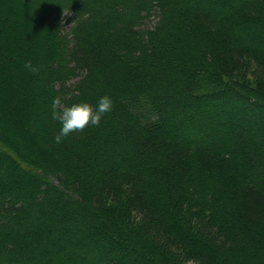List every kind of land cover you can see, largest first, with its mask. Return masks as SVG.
Returning <instances> with one entry per match:
<instances>
[{"label": "trees", "instance_id": "1", "mask_svg": "<svg viewBox=\"0 0 264 264\" xmlns=\"http://www.w3.org/2000/svg\"><path fill=\"white\" fill-rule=\"evenodd\" d=\"M9 1L28 132L0 131V264H264V0ZM105 95L55 143L54 98Z\"/></svg>", "mask_w": 264, "mask_h": 264}, {"label": "rangeland", "instance_id": "2", "mask_svg": "<svg viewBox=\"0 0 264 264\" xmlns=\"http://www.w3.org/2000/svg\"><path fill=\"white\" fill-rule=\"evenodd\" d=\"M3 1L5 3H7L3 7V9L6 12V16L4 19H6V20L11 19V18L14 19V17H15L14 15L17 14L16 12H19L20 17L23 19L24 14H25V13H23V10H19L18 6L16 4L11 3L9 0H3ZM68 17H69V14L67 12L63 13L61 16L62 29H63V32H65V33H67L69 31V28L71 26V23H70ZM15 19H16V17H15ZM24 19H25V17H24ZM26 19H27V17H26ZM156 19H157V16L154 13L146 19V21L144 22V25L147 27H149V26L151 27ZM24 24L25 23H23V22L19 23V21L17 23V25H19V26H24ZM17 33H18V35H20V29ZM30 53H31V55H34V54H36V51H32ZM19 63L20 62H18V61L15 62V64L13 65L14 67L10 68V70H8L6 72V75H5V82L6 83L4 85L0 86V99H1V101H0V114H1V117H3V118L4 117L6 119L9 118V120L8 119L6 120L7 122H5L4 119H0V123L5 124V127L4 128L1 127L2 129H0V131L3 134L8 135L9 137L22 139L24 137V134H26V132H28L24 126V123H22L23 121H25V117L22 116V113L20 114L19 111H18L19 113L17 112V114L15 115L16 118L12 119V117H10V116H13L12 114H14L15 111L19 110L21 106H25V103L27 100V92H25V90H24L26 88V85L24 83L25 78L22 75V71L17 66ZM75 81H76V79H72L67 84L69 86L70 85L72 86V84H74ZM14 148L16 149V151L20 155H24V153L21 150H19L17 147L14 146ZM0 164H3L4 167L8 168V164L6 161L1 160ZM0 179H1V181L3 180L2 178H0ZM22 182H18L17 184L8 185L9 189L6 190V193L7 192L11 193L15 190L22 189V186H21V184L23 185Z\"/></svg>", "mask_w": 264, "mask_h": 264}, {"label": "clouds", "instance_id": "3", "mask_svg": "<svg viewBox=\"0 0 264 264\" xmlns=\"http://www.w3.org/2000/svg\"><path fill=\"white\" fill-rule=\"evenodd\" d=\"M25 68L33 74L39 72V68L31 61L25 62ZM113 100L105 95L99 98L94 108L88 102L74 103L71 106H62L59 97L52 102V118L58 120L62 127L55 136V143H61L72 133L83 132L89 125L99 126L102 117L112 111Z\"/></svg>", "mask_w": 264, "mask_h": 264}]
</instances>
